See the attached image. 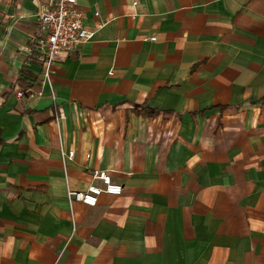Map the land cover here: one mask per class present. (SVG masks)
Returning <instances> with one entry per match:
<instances>
[{"label":"crops","instance_id":"crops-1","mask_svg":"<svg viewBox=\"0 0 264 264\" xmlns=\"http://www.w3.org/2000/svg\"><path fill=\"white\" fill-rule=\"evenodd\" d=\"M52 1L0 0V264H264V0H77L18 100ZM93 171L121 193L69 203Z\"/></svg>","mask_w":264,"mask_h":264},{"label":"built area","instance_id":"built-area-1","mask_svg":"<svg viewBox=\"0 0 264 264\" xmlns=\"http://www.w3.org/2000/svg\"><path fill=\"white\" fill-rule=\"evenodd\" d=\"M95 16H98L95 13ZM84 14L77 8V0H53L38 14L40 31L32 40L28 50L29 62L39 69V90L27 87L16 90L15 97L34 99L42 95V87L50 85V77L54 65L62 61L64 54L73 51L76 47L92 38L93 32L84 24ZM151 41L155 38L151 37ZM52 98L53 94H52ZM55 120L63 117L60 108L53 99ZM72 153L68 157H72ZM91 180L84 190L73 191L66 189V198L69 203H80L87 207H94L98 198L103 195H119L122 187L112 181L106 172L93 171Z\"/></svg>","mask_w":264,"mask_h":264}]
</instances>
